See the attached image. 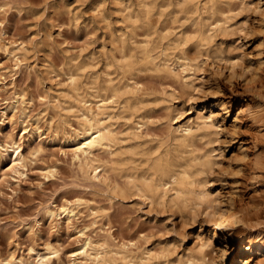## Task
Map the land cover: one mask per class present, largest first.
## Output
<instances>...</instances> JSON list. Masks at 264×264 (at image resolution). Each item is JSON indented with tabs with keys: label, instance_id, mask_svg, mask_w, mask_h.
Wrapping results in <instances>:
<instances>
[{
	"label": "rangeland",
	"instance_id": "obj_1",
	"mask_svg": "<svg viewBox=\"0 0 264 264\" xmlns=\"http://www.w3.org/2000/svg\"><path fill=\"white\" fill-rule=\"evenodd\" d=\"M206 2L0 0V264H96L88 239L97 264H123L120 249L143 264H264L248 250L264 242V0ZM103 102L105 172L74 159L82 111ZM159 160L191 171L192 199L143 191ZM67 201L71 221L47 218ZM220 214L235 227L216 229Z\"/></svg>",
	"mask_w": 264,
	"mask_h": 264
},
{
	"label": "bare ground",
	"instance_id": "obj_2",
	"mask_svg": "<svg viewBox=\"0 0 264 264\" xmlns=\"http://www.w3.org/2000/svg\"><path fill=\"white\" fill-rule=\"evenodd\" d=\"M234 1H237V0H207L206 3L209 5V8L210 7L213 8L214 6H216L219 3H228L229 4V3L234 2ZM149 8L152 9V7H149ZM159 9H160V6H159ZM213 10H214V8H213ZM201 11L203 12V10H201ZM227 11H228V9H227ZM214 25H216V23ZM213 31H214V29H213ZM207 38H209V37H207ZM130 41L132 42V40H130ZM146 50L148 51V49H146ZM153 59H154V57H153ZM164 66L167 69V71L170 72L172 75H177L180 72V71L178 73L174 72L173 68H171L169 66L168 60H166L164 62ZM181 79L184 80L185 84H187L186 78L181 77ZM74 83H75L74 78H71V85H73ZM116 95H118V94H116ZM105 107H106V104L103 102V105H97V107H96L97 110H95V112L93 111V109L91 107L85 108L82 111L81 115H82L83 121L85 122L86 127H85L83 133L80 136H78V139L76 140L75 148H74V159L78 162V164L81 168H90L94 163L97 162V166L94 169L102 168L103 172L106 171V168H107L106 165L99 163V161L95 157V151L96 150L110 148V146L112 145V143L114 142V140L116 138V133H115L114 129H112L110 124L107 123V121L111 119V116L109 113L104 112ZM209 119H210V117H207L204 120H209ZM203 122L204 123H202V124L206 123L205 121H203ZM197 123H199V122H197ZM202 124L197 125L196 128H198L199 126H202ZM36 130H38V128H36ZM195 130H196L195 127L193 125L189 124L187 126L178 127V129L176 131L178 134H180V136L183 137L182 140H183V142H185V140H187V138H189L195 132ZM173 136H174V133H173ZM169 137H171V136H169ZM180 142H181V140H180ZM9 147L12 148L14 146L10 145ZM13 149H14L15 155L13 156V154H10V160H11L12 164H17L18 162L21 161V155H20V153H18L19 146H16ZM6 150H8V149L6 148ZM113 162H114V160H113ZM209 164H210V161L208 159H206L203 161V163H200L199 165H200V167H205V166H209ZM155 166H157V170H162L161 173L163 175L157 181H150V180H148V177H145L144 183H143L144 185L142 187L143 191H145L146 193H149V194L159 193V191H160V192H163V195H165L168 190H172L174 192L173 200H180V201L184 202V201H187L189 199H192V196L194 195L193 186L197 183V181H196L195 177L193 176V174L191 173L190 170H188V169L172 170L171 169L172 164H171L170 160H165V161L159 160L155 164ZM118 183H120V182H118ZM128 183L131 186H134V187L137 186V178L134 175H128ZM119 186H121V185H119ZM121 188H122V186H121ZM142 188H140V190H142ZM197 198H198L199 202L203 203V204L204 203L208 204L211 202L209 195L207 193H205L204 190H201L198 193ZM210 206H213V205H210ZM207 208H209V207H207ZM45 214H46L47 218L52 220V221L58 218L57 220L64 219V220L69 222L75 217V211L72 207V203L68 202V201L65 205L60 206V208L58 207V208H54V209H47ZM226 223H229V226L231 228L235 227L237 221L234 220V214H227V215L220 214L219 217L214 222V226L217 229V228H220V227L226 225ZM252 243L253 242H251V244ZM90 246H91V241L88 239L84 244L83 253L88 255V257L91 258V260L97 264L100 261H102L104 258L102 256V254L99 253L100 251L96 252L95 254L89 253L88 247H90ZM251 249L256 250V252H258V253H264V242H262V241L261 242H255L253 248H252V245L249 246L248 250H251ZM126 250H127V248H126ZM127 252H122L120 249V251H117L115 253L118 256V259L123 264H127V263L128 264H143L144 263V259H142V258L139 259V261L133 260V257H130L127 254ZM55 255H56V252H52L49 255H42L41 254V255H39V259L36 262V264H49ZM220 258L223 261H226V259H227L226 254H225V250H223V249L220 250ZM209 260H211V259H209ZM197 261H200L201 264H210L209 261H206L205 255H201L199 257V259L196 260V262ZM192 262H193V264H197V263H195V261H192ZM242 264H248V262H243Z\"/></svg>",
	"mask_w": 264,
	"mask_h": 264
}]
</instances>
